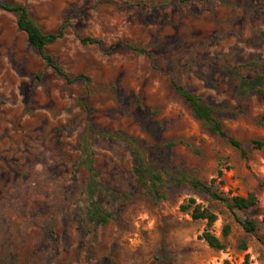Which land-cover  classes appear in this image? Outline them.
I'll use <instances>...</instances> for the list:
<instances>
[{"label":"rangeland","instance_id":"1","mask_svg":"<svg viewBox=\"0 0 264 264\" xmlns=\"http://www.w3.org/2000/svg\"><path fill=\"white\" fill-rule=\"evenodd\" d=\"M26 7L46 47L71 77L66 85L0 10V264H264V0H0ZM91 38L99 44H83ZM133 47L144 49L137 53ZM172 81L217 112L241 153L213 135ZM88 136L99 172L102 226L85 216L79 144ZM159 166L155 198L133 173L132 148ZM221 173V176L219 175ZM184 175L255 207L230 212L176 185ZM194 199L217 216L225 245L210 248L182 205ZM236 218L258 223L246 232ZM225 226L230 227L223 237Z\"/></svg>","mask_w":264,"mask_h":264},{"label":"trees","instance_id":"2","mask_svg":"<svg viewBox=\"0 0 264 264\" xmlns=\"http://www.w3.org/2000/svg\"><path fill=\"white\" fill-rule=\"evenodd\" d=\"M0 10L12 13L16 16L17 29L18 31L25 34L29 47L37 53L45 66L51 69L53 73L66 85H73L83 82L87 87L89 86V77L85 75L71 77L64 71L59 63L46 52L47 46L63 38V30H59L56 33H43L37 24L31 19L26 7L22 5H12L0 2ZM81 42L83 44L90 45L99 44L98 41L91 38H83L81 39ZM133 50L137 53H146L144 49L136 47H133ZM238 82L240 84L241 91L244 93H257L264 101V91L260 88L259 82L254 80L243 81L241 79H239ZM171 85L174 93L190 107L194 117L200 121L205 126V128L208 129V131L225 141L234 149L238 150L242 156L247 154L241 142L228 136L219 117L217 116L216 110L206 105L201 97L188 91L175 81H172ZM252 144L256 149H261L264 146L263 142L256 140L252 141ZM79 152L80 155L77 160V166L79 169L83 170L85 174L83 193L88 202L85 216L92 224L104 226L109 222L110 219H112V214L105 210L99 202V195L102 189L101 183L98 179L99 172L97 171V168L94 164V155L90 147L88 136H85L81 140L79 144ZM131 153L133 160V173L137 177L138 182L155 198V200L161 199V191L164 187V184L158 164L148 163L144 159L142 149L139 146L133 147ZM219 175L221 176V173ZM174 184H186L191 189H193V191L201 193L212 201L225 205L232 213L235 211H243L253 208L258 203L256 197L253 194H249L246 197L224 196L222 193H218L216 190H214L211 185L184 175L176 177ZM181 209L184 212H188L194 221L206 222L207 228L199 236L200 240H203L210 248L215 250H223L225 248V245L211 231V227L217 221V216L212 211H210L208 208H204L200 204H196L194 199H189L187 204L181 206ZM236 222L246 232H255L258 229V223L255 221H241L236 218ZM261 225L264 226V215L261 220ZM229 232L230 227L225 226L223 229V237L228 236Z\"/></svg>","mask_w":264,"mask_h":264}]
</instances>
